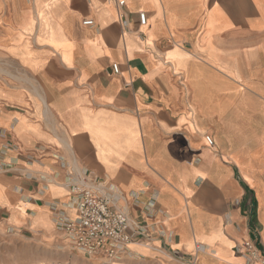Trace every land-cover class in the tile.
I'll return each mask as SVG.
<instances>
[{
  "label": "crops",
  "instance_id": "1",
  "mask_svg": "<svg viewBox=\"0 0 264 264\" xmlns=\"http://www.w3.org/2000/svg\"><path fill=\"white\" fill-rule=\"evenodd\" d=\"M81 183L143 227L122 260L61 228ZM252 229L264 251V0H0L4 262L245 264Z\"/></svg>",
  "mask_w": 264,
  "mask_h": 264
},
{
  "label": "built area",
  "instance_id": "2",
  "mask_svg": "<svg viewBox=\"0 0 264 264\" xmlns=\"http://www.w3.org/2000/svg\"><path fill=\"white\" fill-rule=\"evenodd\" d=\"M118 6L123 7L124 2H118ZM138 20L140 25L144 26L145 14H138ZM82 24L91 26L93 22L86 20ZM112 70L118 74L119 68L113 65ZM205 140L208 146L213 145L210 137ZM72 190L78 196L75 205L76 216L65 221L61 228L75 251L87 257L100 255L109 262H115L123 259L128 245L137 238H144L143 227L133 224L125 212L111 208L109 203L91 188L83 187L81 183L73 186ZM260 245L259 236L252 229V237L238 247L236 252L245 258V264H264V251ZM199 249L198 246L195 247L196 251ZM173 258L182 264H197L195 258L186 255L176 253Z\"/></svg>",
  "mask_w": 264,
  "mask_h": 264
},
{
  "label": "rangeland",
  "instance_id": "3",
  "mask_svg": "<svg viewBox=\"0 0 264 264\" xmlns=\"http://www.w3.org/2000/svg\"><path fill=\"white\" fill-rule=\"evenodd\" d=\"M2 247L0 246V263H2V264H8V261H9V259H7L6 260V262H4V259H3V257H2ZM7 253H9V251H7Z\"/></svg>",
  "mask_w": 264,
  "mask_h": 264
}]
</instances>
